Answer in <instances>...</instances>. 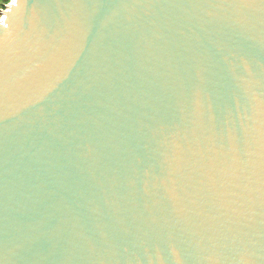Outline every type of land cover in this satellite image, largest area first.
<instances>
[{"label": "water", "instance_id": "95a60500", "mask_svg": "<svg viewBox=\"0 0 264 264\" xmlns=\"http://www.w3.org/2000/svg\"><path fill=\"white\" fill-rule=\"evenodd\" d=\"M5 7L0 264H264V0Z\"/></svg>", "mask_w": 264, "mask_h": 264}, {"label": "rangeland", "instance_id": "374dc122", "mask_svg": "<svg viewBox=\"0 0 264 264\" xmlns=\"http://www.w3.org/2000/svg\"><path fill=\"white\" fill-rule=\"evenodd\" d=\"M11 2H12V0H10L8 3H6L5 6L9 5ZM5 6L3 5V1H0V18L3 17V13H2V11H3L4 9H6Z\"/></svg>", "mask_w": 264, "mask_h": 264}, {"label": "trees", "instance_id": "16d2710c", "mask_svg": "<svg viewBox=\"0 0 264 264\" xmlns=\"http://www.w3.org/2000/svg\"><path fill=\"white\" fill-rule=\"evenodd\" d=\"M0 1H3V5L5 6L6 3H8L10 0H0Z\"/></svg>", "mask_w": 264, "mask_h": 264}]
</instances>
